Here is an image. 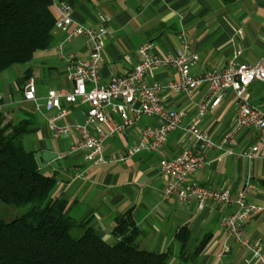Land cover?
<instances>
[{
	"label": "crops",
	"instance_id": "crops-1",
	"mask_svg": "<svg viewBox=\"0 0 264 264\" xmlns=\"http://www.w3.org/2000/svg\"><path fill=\"white\" fill-rule=\"evenodd\" d=\"M52 1L55 16V5L66 2L71 7V18L79 25L96 28L99 15L108 17L110 37L102 52L100 66L103 82L131 70L139 61L138 48L146 42L153 43V52L157 55L174 54L179 47L178 35L181 32L188 42L186 53L198 57V62L190 68V74L195 77L221 69L233 57L236 63H254L264 53V0ZM52 35L54 46L36 52L28 67L38 96L48 89L63 92L70 89L67 67L59 56V47L63 56L73 54L83 59L88 55L84 38L65 41V32L53 30ZM176 78L173 69H160L145 83L166 84ZM3 89L0 80V96L4 103L7 95L17 94ZM205 89L206 85L201 84L191 96L163 90L159 97L167 109L185 112L188 116L183 124H186L195 113V103ZM247 93L250 103L264 112V84L251 85ZM23 106L31 111L29 104ZM64 106L67 116L62 124L83 123L87 109L85 105ZM34 115L38 121V131L25 137V148L34 153L49 151L57 154L58 158L43 168L46 173H58L56 196L69 203L74 202L76 218L90 216L91 226L102 239L110 241L115 217L130 211L141 237V247L155 253L169 252L171 257L168 264H241L247 257L246 250L228 240L224 229L218 224L220 216L237 210L235 205H208L204 211H197L194 202L179 204L173 198L163 197L167 180L159 170V162L162 158L180 154L191 145L183 131L170 133L165 146L155 153L141 152L119 161L137 141L144 127H154L159 123L157 119L144 117L105 143L103 163L88 165L81 153L71 151L75 138L73 133L54 139L45 125V115ZM234 126V94L228 90L220 104L200 119L199 127L216 142ZM257 142L255 130H239L228 146L232 154L224 149L208 151L204 166L188 177L185 183L231 193H236L249 183L252 190L248 202L258 211L247 218L243 233L264 251V146L254 160L248 161L241 156ZM181 228L189 232L184 258L189 257L199 243L208 237L201 252L187 263L182 259V244L175 238Z\"/></svg>",
	"mask_w": 264,
	"mask_h": 264
},
{
	"label": "built area",
	"instance_id": "built-area-1",
	"mask_svg": "<svg viewBox=\"0 0 264 264\" xmlns=\"http://www.w3.org/2000/svg\"><path fill=\"white\" fill-rule=\"evenodd\" d=\"M56 18L53 31L66 33L65 41L82 37L87 42L88 55L77 58L73 54L59 56L67 67L70 89L68 92L48 89L38 96L33 78H29L17 94H9L7 102L0 96V109L6 106L29 104L33 113L45 115V125L54 139L73 133L71 151L81 153L88 165L104 162L102 150L107 141L133 127L142 118L150 117L159 121L157 126L144 127L137 141L119 158L124 161L141 152L155 153L167 143L170 133L183 131L191 145L180 154L162 158L159 170L167 182L163 189L165 199L173 198L179 204L194 202L197 211H204L208 205L230 207L237 210L220 216L218 224L224 229L228 240L240 245L247 252L241 264H264V251L244 236L243 225L247 218L258 211L248 202L252 186L246 183L236 193L228 190L186 185L185 180L198 172L205 164L210 150L224 149L228 154L231 140L244 128L256 131L258 142L250 146L241 156L248 160L258 157L264 146V112L253 106L248 99V89L255 83L264 84V53L254 63H236L231 58L224 67L207 71L200 77L190 74V68L198 62L194 54H187L188 42L184 33L178 35L179 47L174 54L164 56L153 52V43L146 42L138 48L139 61L134 67L119 76L103 82L100 76L102 52L110 37L107 29L108 17L99 15L96 28L76 24L71 18V7L66 2L55 5ZM160 69H173L177 78L166 84L145 80ZM201 84L206 89L195 103V113L187 118L185 112L167 109L162 105L160 92L172 90L191 96ZM234 94L235 126L219 141H213L199 127V121L206 113L215 109L226 91ZM66 105L81 104L87 107L83 123H65ZM264 160V159H263Z\"/></svg>",
	"mask_w": 264,
	"mask_h": 264
},
{
	"label": "trees",
	"instance_id": "trees-1",
	"mask_svg": "<svg viewBox=\"0 0 264 264\" xmlns=\"http://www.w3.org/2000/svg\"><path fill=\"white\" fill-rule=\"evenodd\" d=\"M52 4V0H0V73L28 64L36 52L54 46ZM29 78L25 71L17 80L19 90ZM7 108L0 109V201L23 213L8 222L0 219V264L169 263V252L141 247L130 211L115 217L110 241L96 233L90 216L76 218L74 202L55 194L58 173H44L35 153L25 148V137L38 131L34 113L23 105ZM175 238L182 244L184 263L194 259L208 240L205 237L184 258L188 230L181 228Z\"/></svg>",
	"mask_w": 264,
	"mask_h": 264
},
{
	"label": "rangeland",
	"instance_id": "rangeland-1",
	"mask_svg": "<svg viewBox=\"0 0 264 264\" xmlns=\"http://www.w3.org/2000/svg\"><path fill=\"white\" fill-rule=\"evenodd\" d=\"M33 59H34V57H33ZM29 65H30V63L23 64V65H14V66L8 68L7 70L3 71L2 73H0V80H1L2 84L4 85L3 91L11 90L15 93H18L19 87L17 85V80H19L20 78L23 77L25 71H28ZM6 102H7V100H6ZM23 107H25V106H23ZM43 172L46 173L45 170H43ZM22 213H23L22 209H18V208H15L13 206L6 205L0 201V219L1 220L8 222V221L18 217Z\"/></svg>",
	"mask_w": 264,
	"mask_h": 264
},
{
	"label": "water",
	"instance_id": "water-1",
	"mask_svg": "<svg viewBox=\"0 0 264 264\" xmlns=\"http://www.w3.org/2000/svg\"><path fill=\"white\" fill-rule=\"evenodd\" d=\"M34 158L37 162L39 169H43L50 162L58 158L57 154L51 153L49 151L37 152L34 154Z\"/></svg>",
	"mask_w": 264,
	"mask_h": 264
}]
</instances>
